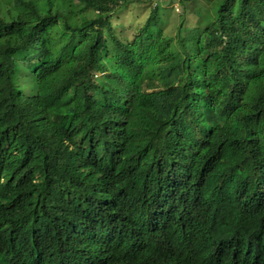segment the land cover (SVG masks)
<instances>
[{"label":"trees","instance_id":"trees-1","mask_svg":"<svg viewBox=\"0 0 264 264\" xmlns=\"http://www.w3.org/2000/svg\"><path fill=\"white\" fill-rule=\"evenodd\" d=\"M158 1L0 0V264H264V0Z\"/></svg>","mask_w":264,"mask_h":264},{"label":"rangeland","instance_id":"rangeland-1","mask_svg":"<svg viewBox=\"0 0 264 264\" xmlns=\"http://www.w3.org/2000/svg\"><path fill=\"white\" fill-rule=\"evenodd\" d=\"M158 2L162 10V20L164 21L160 24L163 32L166 35L175 36L178 32L179 25L182 24L181 36L184 40H186V37L195 28L199 17L204 16L206 11L212 6V4L205 1L198 0L189 4L185 11L177 0H159ZM155 3L157 2L154 1L146 4L130 2L127 8L113 15L112 22L120 39L128 43L134 39L138 29L145 24L147 18L150 16ZM99 74V76H103V73ZM31 85L32 83L22 85L21 87L26 93L30 94L32 90Z\"/></svg>","mask_w":264,"mask_h":264},{"label":"clouds","instance_id":"clouds-1","mask_svg":"<svg viewBox=\"0 0 264 264\" xmlns=\"http://www.w3.org/2000/svg\"><path fill=\"white\" fill-rule=\"evenodd\" d=\"M98 75H100V74H98Z\"/></svg>","mask_w":264,"mask_h":264}]
</instances>
